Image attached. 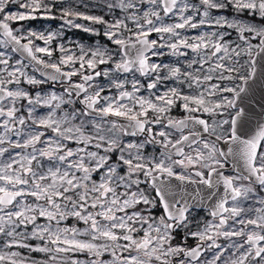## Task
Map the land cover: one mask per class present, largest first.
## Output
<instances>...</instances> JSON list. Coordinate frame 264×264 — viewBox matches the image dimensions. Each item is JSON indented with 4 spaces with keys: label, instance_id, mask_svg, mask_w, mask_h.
<instances>
[{
    "label": "snow or ice",
    "instance_id": "snow-or-ice-1",
    "mask_svg": "<svg viewBox=\"0 0 264 264\" xmlns=\"http://www.w3.org/2000/svg\"><path fill=\"white\" fill-rule=\"evenodd\" d=\"M0 264H264V0H0Z\"/></svg>",
    "mask_w": 264,
    "mask_h": 264
},
{
    "label": "rangeland",
    "instance_id": "rangeland-1",
    "mask_svg": "<svg viewBox=\"0 0 264 264\" xmlns=\"http://www.w3.org/2000/svg\"><path fill=\"white\" fill-rule=\"evenodd\" d=\"M13 10V6H10L8 11H12ZM100 14V13H97ZM117 14H119V12L117 11ZM19 24H23L25 28H34L36 30H47V29H58L59 25H60V21L56 20V21H49V20H35V21H23V22H18L16 24H14V27H18ZM77 36V37H76ZM87 37L89 40L86 42H80L79 41V37ZM153 39L156 38L155 34L152 35ZM60 42H78V43H82L86 46H94L97 42H99L100 44H106L108 47H114L111 45V43L109 41H107L103 35H102V30H101V35H89L87 33H83L79 30H75V29H66L64 32V36L57 41V43ZM167 51V50H165ZM101 82L103 83V80H101Z\"/></svg>",
    "mask_w": 264,
    "mask_h": 264
},
{
    "label": "flooded vegetation",
    "instance_id": "flooded-vegetation-1",
    "mask_svg": "<svg viewBox=\"0 0 264 264\" xmlns=\"http://www.w3.org/2000/svg\"><path fill=\"white\" fill-rule=\"evenodd\" d=\"M77 37V36H76ZM89 39L85 36V37H79V41L80 42H86L88 41ZM65 43H69V42H65ZM72 43H75V42H72ZM71 46V44H70ZM155 62H160V61H163L164 63H170L172 62L175 58L173 57H170V56H163V57H155L153 58ZM102 80V79H101ZM44 90L45 91H48V90H51L49 86H44ZM56 91H60L61 89L59 88V86H57V88L55 89ZM114 91V90H113ZM146 94V93H145ZM174 115H182V112L179 110V109H175L174 110ZM148 151H151V147L148 148ZM226 171H228V169H226ZM98 178V177H97ZM197 212H200L201 215H203V210H196ZM195 214V213H194ZM74 221H68V223H73ZM82 226V225H80Z\"/></svg>",
    "mask_w": 264,
    "mask_h": 264
},
{
    "label": "water",
    "instance_id": "water-1",
    "mask_svg": "<svg viewBox=\"0 0 264 264\" xmlns=\"http://www.w3.org/2000/svg\"><path fill=\"white\" fill-rule=\"evenodd\" d=\"M257 111H259V108H257Z\"/></svg>",
    "mask_w": 264,
    "mask_h": 264
}]
</instances>
